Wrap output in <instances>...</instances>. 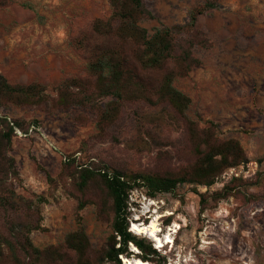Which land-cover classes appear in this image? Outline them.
Wrapping results in <instances>:
<instances>
[{"label":"rangeland","instance_id":"obj_1","mask_svg":"<svg viewBox=\"0 0 264 264\" xmlns=\"http://www.w3.org/2000/svg\"><path fill=\"white\" fill-rule=\"evenodd\" d=\"M202 1L145 0L153 17L141 25L150 34L175 29L190 21ZM111 12L110 0H0V73L13 83H41L56 97L66 79L90 76L89 52L73 40ZM196 29L208 39V45L193 47L201 63L174 85L191 98L187 116L201 127L214 126L222 139L237 138L249 162L226 169L211 186L185 183L174 194L156 197L144 188L132 190L130 230L134 222L157 221L162 236L173 229V242L158 247L145 235L160 255L144 261L130 243L133 253L120 254L123 263L140 258L142 264H264V180L223 199L212 196L234 177L255 181L264 172V0H219L199 16ZM175 33L181 40L191 35ZM160 111L128 105L119 124L103 135L98 113L89 107L0 106L1 115L29 127L26 133L17 128L11 154L22 178L16 191L41 212V228L31 232L36 246L60 243L78 227V200L65 185L71 178L62 174L68 157L147 172L178 170L192 160L183 124ZM96 211L90 203L79 213L100 249L113 231ZM3 246L0 253L7 252Z\"/></svg>","mask_w":264,"mask_h":264},{"label":"trees","instance_id":"obj_2","mask_svg":"<svg viewBox=\"0 0 264 264\" xmlns=\"http://www.w3.org/2000/svg\"><path fill=\"white\" fill-rule=\"evenodd\" d=\"M218 3L219 0H203L191 11L187 24L175 29L157 28L150 34L141 25L143 19L153 17L145 0H110L111 14L95 19L90 30L73 40L89 52L90 76L66 79L56 97H51L41 83H13L0 73V106H41L51 102L57 108L89 107L98 113L103 135L119 124L128 105L161 108V114L183 124L192 155V160L178 170L157 172L100 167L93 160L79 164L75 156L68 157L62 174L71 178L69 184L65 180V185L78 200V227L62 242L40 248L33 243L31 232L41 228V212L33 200L16 191L15 182L22 178L11 154L17 128L26 133L29 127L0 114V242L7 249L5 252L1 248L3 264H124L120 254L133 253L130 243L140 250L138 257L153 260L160 252L145 235L130 230L131 191L144 188L147 195L156 197L174 194L185 183L211 186L226 169L249 162L237 138L222 139L214 126L201 127L187 116L191 98L174 85L177 77L188 75L201 63L193 47L196 43L208 45V39L196 29L197 21ZM175 31L191 35L181 40ZM107 97L112 100L101 105L100 101ZM263 180L264 172H259L255 181L234 177L212 196L223 199ZM199 194L202 198L206 195ZM90 203L96 205L99 219L111 222L113 231L100 249L93 247L79 213Z\"/></svg>","mask_w":264,"mask_h":264},{"label":"bare ground","instance_id":"obj_3","mask_svg":"<svg viewBox=\"0 0 264 264\" xmlns=\"http://www.w3.org/2000/svg\"><path fill=\"white\" fill-rule=\"evenodd\" d=\"M175 227L177 228L178 225H175ZM132 230L135 233L141 234V235H147L148 237H150L151 239H153V241L156 242V245L158 247L161 246H165V244H169L171 242H173V232L171 229L170 232H168L167 234H165L164 236L161 235L162 229L160 228L159 224L157 221H152L150 224L147 223H143V222H134L132 224ZM175 231L177 229H174ZM132 247L135 250H139L138 247H136L135 244H132ZM127 263L130 264H142L143 260L140 258H134V259H127L126 260Z\"/></svg>","mask_w":264,"mask_h":264}]
</instances>
